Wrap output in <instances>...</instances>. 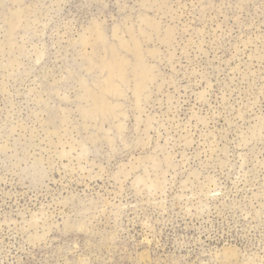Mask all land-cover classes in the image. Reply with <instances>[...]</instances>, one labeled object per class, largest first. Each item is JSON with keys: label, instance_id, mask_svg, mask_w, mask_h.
<instances>
[{"label": "rangeland", "instance_id": "1", "mask_svg": "<svg viewBox=\"0 0 264 264\" xmlns=\"http://www.w3.org/2000/svg\"><path fill=\"white\" fill-rule=\"evenodd\" d=\"M0 264H264V0H0Z\"/></svg>", "mask_w": 264, "mask_h": 264}]
</instances>
